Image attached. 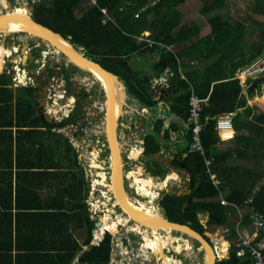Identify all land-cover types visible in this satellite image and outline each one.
I'll return each mask as SVG.
<instances>
[{
  "label": "trees",
  "instance_id": "1",
  "mask_svg": "<svg viewBox=\"0 0 264 264\" xmlns=\"http://www.w3.org/2000/svg\"><path fill=\"white\" fill-rule=\"evenodd\" d=\"M88 1L41 0L34 6L32 17L59 33L73 47H82L85 56L116 74L127 95L147 108L149 119L145 124L148 128L143 137L140 162L154 175L162 176L165 173L162 168L166 167L185 174L189 179L182 189L164 193L159 202L163 215L170 221L188 224L201 234L220 227L231 229L235 217L232 219L233 216L226 212L227 207L220 203L222 196L232 209L247 208L243 222L249 223L250 211H264V185L254 190L264 180V104L260 101L248 104L249 99L260 96L259 86L264 83V76L248 81L245 89L233 77L238 69L250 64L264 51V0H253L249 14L235 19L233 23L224 20L219 13L210 15L221 11L227 0H206L200 9L202 15L209 14L205 23L192 22L189 26L180 27L181 13L177 7L183 0H96L94 5L88 4ZM102 8L106 9V14L101 11ZM248 25L254 28L258 38L257 51H246L240 44ZM145 32L147 36L143 35ZM151 54L153 57L147 65L151 74L145 76L130 59L135 55L150 58ZM202 63L208 64L205 67ZM165 71L171 74L168 88L156 101L151 78L159 77ZM192 95L205 100L200 103L198 117L202 125L200 139L203 153L189 151L191 132L183 128L190 115L189 99ZM8 106L3 103L0 109H7ZM158 106L161 111L155 114ZM80 108V105L76 107L72 117L60 126L83 119L84 112ZM228 113H233V129H246L249 135L234 137L235 151L220 152L215 149L219 141L216 118ZM165 120H168L167 124ZM173 134L178 136L171 142ZM181 140L184 143L179 144ZM172 144L176 145L172 147ZM241 149L251 152L245 156L254 161L253 167H230L231 155L235 153L242 157L243 153L239 154ZM164 154L168 160L162 158ZM209 157H212V163L207 171L205 159ZM100 162L105 163L103 160ZM103 163H99L100 167ZM151 164L157 168L150 169ZM209 172L218 178V185L213 184ZM250 197L252 201L246 204ZM200 213L208 214L206 228L198 219ZM3 214L6 213H0V237L6 236V241L11 244L12 220L9 214ZM3 224L7 225L6 232ZM103 224H108L105 228L111 233L117 229L107 215L101 217ZM92 228L93 224L87 221V242L91 240ZM124 231L134 238L127 228ZM113 241L114 237L105 233L98 245L90 246L80 254L76 264H109ZM16 244L19 247L18 241ZM226 248L227 243L221 247L223 250ZM78 249L77 246L44 257L50 260L57 258L54 264H70ZM17 253L21 254L20 251ZM2 257L9 261L10 249L0 253ZM19 257L23 256H16L21 261ZM217 264L252 262L247 255L238 257L231 246L227 257Z\"/></svg>",
  "mask_w": 264,
  "mask_h": 264
},
{
  "label": "crops",
  "instance_id": "2",
  "mask_svg": "<svg viewBox=\"0 0 264 264\" xmlns=\"http://www.w3.org/2000/svg\"><path fill=\"white\" fill-rule=\"evenodd\" d=\"M25 42L27 41L18 40L11 46L10 52L18 55L17 61L21 58L20 54L25 53L26 50L25 54H30L28 52L32 50L30 46L32 44L23 45ZM6 56L9 57V55ZM13 68L4 67L0 62V81L6 83L0 85V105L3 103L9 105L7 109H0V213H6L3 216L9 214L12 220V243L6 241V236L0 237V253L4 254L6 250L10 249L11 259L8 261V258L2 257L0 264H54L57 258H51V261L44 256L54 255L57 251L63 253L78 246L79 249L70 262V264H76L83 251L88 250L90 246L98 245L101 241L99 240L101 237H99V229L102 228L100 213L94 214L90 207V194L95 191L96 184L93 183L95 180L92 173L90 174L89 162L86 161L87 142L84 133H81L80 138H74V136L77 137V131L83 129L82 124L88 120V117L84 114L83 119H75L70 124L60 126L64 120L71 116V113L56 116L52 115L51 111L49 114L45 110L49 106V104L47 106V102H51L49 96L53 94L52 98H54V91L50 86L52 79L47 81L45 77H53L54 72L45 74V71H41L38 74V69L33 70L36 71L32 73L36 77L34 82L30 79L32 83L16 84L15 81L18 80L15 78L16 75L13 78ZM20 69L27 71L26 67ZM64 91V94L67 93V88ZM262 95L263 98L255 101L260 100L264 103V92ZM76 107L73 106L72 110H75ZM238 134L244 137L249 135L246 129L234 130L233 136L227 139L221 138L217 133L219 141L215 149L220 152L235 151L234 137ZM177 136V134H173L171 142ZM180 143H184V141L181 140ZM175 145L172 144V147ZM241 151L239 154L243 153L242 157H238L235 153L231 155L230 167H253L254 161L245 156L250 151L246 149H241ZM162 158L168 160L166 154ZM259 159L262 161L261 158ZM186 183L178 180V187L172 186L171 189L180 190ZM262 185H264V180H261L254 190L259 189ZM226 207L227 214L233 216L232 219L235 217L231 229L220 227L211 233L215 232L217 243L215 240L214 242L217 245L220 240L227 243V253L228 243H232L240 228L236 226L239 218L237 211L235 208L232 209V206ZM245 211L247 208H241V213L245 214ZM200 214H204L203 216L208 218L207 213ZM236 217L238 218L236 219ZM87 221L93 224L91 240L88 242ZM245 223V229L249 230ZM127 225L126 223L123 226H126L132 233L133 228L131 229ZM130 226L132 225L130 224ZM2 228L5 232L7 231L6 224H3ZM217 229L221 230L220 236L217 234L219 232H216ZM228 230L232 231L234 238L229 237L231 233L226 235L225 232ZM93 237L99 238L94 241ZM115 237L112 242L109 264H121L125 252L126 262L131 257H136L134 254L137 246L132 243L133 238L130 234L123 232V254L122 250H118L121 247L116 245ZM125 238L130 240V244ZM15 239L19 242V247ZM138 250L133 264H145L147 261L143 256L148 255L150 250L146 248L143 251L142 247H139ZM17 251H20L21 254H18ZM17 255L23 256L19 257L21 261L16 258ZM31 255L32 257H29ZM219 259L221 258L219 257Z\"/></svg>",
  "mask_w": 264,
  "mask_h": 264
},
{
  "label": "rangeland",
  "instance_id": "3",
  "mask_svg": "<svg viewBox=\"0 0 264 264\" xmlns=\"http://www.w3.org/2000/svg\"><path fill=\"white\" fill-rule=\"evenodd\" d=\"M205 1L206 0H183V2L177 7V9L181 13L180 24L178 27L189 26L191 25L192 22L205 23L206 19L209 17V14L202 15L200 13V9L202 8V5L204 4ZM252 4H253V0H227L225 7L221 9V11L213 12L210 15L219 13L221 14L224 20L233 23L235 19H240L242 17L247 16L251 11ZM0 5L2 6L0 11L3 12L6 11L7 8H11L13 6L14 7L27 6V8L30 10L32 9L33 3L32 0H0ZM1 33L2 32H0V34ZM143 35L147 36L148 33L145 32L143 33ZM19 38L20 41L22 40L27 41L25 42V44L23 43V45H27L28 43L40 44L38 48H34V50L28 52L30 54H25L27 53V50L25 51V53L23 52L22 54H20L21 62H22L20 64V67L21 68L26 67L29 73L28 78L31 79L32 77H34L35 75L32 74L34 72L33 70H37L38 68L40 69V67H42L40 71H45L46 72L45 74L49 72H54V76L50 77V79H52V81H50V86L55 85V83L56 84L59 83L61 84L62 87H64V90L67 88V93L64 94V98H72L70 107H73L79 103L81 107L80 110L82 109L81 111L84 112V114L88 117V120L84 124H82L84 126L83 129L77 131L76 133L77 137L74 136V138L78 139V137L79 138L81 137V133H84V138L85 141L87 142L86 143L87 148L85 147V149H87L86 161L87 162L92 161L91 163H89V166L91 172L93 173L94 180L97 182L94 196H97L98 198L93 197L94 198L93 202L94 203L96 202L95 204L100 205L97 202L98 199L101 198L100 200L103 201L102 205L100 206V210H101L100 219L102 215L103 216L107 215L108 220L110 222L115 221V219L112 218L114 217L113 212H120V211L117 209V204L115 203L114 199L110 195H108V194H112L111 190H109L110 188L108 185V180H109L108 175L110 174L109 172L110 162L108 160L109 150H108L106 135L104 131L105 126L103 125L105 97L103 90L100 88V84L98 83L97 80L93 79L91 76H89V74L86 71L82 70L81 68H74L72 66L67 65V71H65L63 67L66 66L61 57H58L54 53L48 56L41 54L43 51L46 52L50 51L49 50L50 46H46L39 37H34L31 36L30 34L23 32L5 33L2 36H0V49L1 48L7 49L5 52L8 55H10L9 57H7L6 53L2 52V57L0 58V62H2L4 67L11 68L14 66H18V61H17L18 55L11 53L10 49L12 44L18 41ZM257 42H258V38L255 35L254 28L251 25H248L244 32V39L240 42V44L245 48L246 51L253 52V51H257L256 50ZM179 47L180 46H178L177 48ZM177 48L175 47V49ZM51 51L53 50L51 49ZM257 54L259 55V53ZM151 57H153L152 54L150 58H146V56L142 57L139 55H135L130 59V62L133 64L134 67H139L140 70H142L143 74L146 76L151 74L147 66L151 61ZM39 60L40 63L37 62ZM37 63H39L40 66ZM207 64L202 63V65L205 67L207 66ZM194 65L196 67L199 66L196 63H194ZM31 75L33 76L31 77ZM65 76H67L66 77L67 81L65 80ZM152 79L153 78H151V80ZM259 89L261 91L260 96L249 99L248 100L249 105L250 104L252 105L256 99L263 98L262 92H264V83H262L259 86ZM124 97H125L124 98L125 103L122 106V113L121 115L118 116L116 120L119 142L121 145L122 158H123V176L121 177V183L122 186L124 187V190L127 192V194L132 200L139 199L140 201H145V200L147 201V197L150 196L151 197L150 202L153 201L152 207L154 208L156 214L160 215L162 213V210H160L159 202L163 197L164 193L166 192V190H171L172 186L178 187L177 185L178 180H182V182H185L186 177L182 176L184 174H179L174 170L166 167L162 168L163 170H165V173L162 176H157L152 174L149 171V169L147 170V167L146 165H144V163L140 162L142 156V153L140 154V148L143 143V137L147 133L148 127L145 123L148 122L149 114L146 107L139 104L135 98H133L130 95H127L126 92L124 93ZM64 98L60 101V104L62 105L61 106L62 109L59 108V110L55 112L56 116H60L62 115V113H65V108L68 109V107L66 106L67 103ZM48 104L50 103L47 102V106ZM156 109L157 110L155 114L161 111V108L159 106ZM70 113L71 114L74 113L73 110ZM166 122H168V120H165V123ZM96 155L99 158L98 160H96ZM94 156H95L94 161L97 164L96 168L93 166ZM163 156L165 157V154L162 155V157ZM101 160H103L105 163L100 162ZM99 163L101 164L103 163V167H100ZM91 166H93L94 168H91ZM155 168L157 167L153 166V164L150 165V169H155ZM160 183H164V185H159ZM147 188L148 191L145 192L143 189L147 190ZM152 190L153 191L155 190L157 192L156 193L157 195H155V193L151 194ZM203 215L204 214H199L198 219L200 223H202V225L206 228L207 217H204ZM128 221L127 222L125 221V223H119L115 221L113 223L114 224L117 223L116 225H120L119 227L122 228V231L120 232L121 237L123 235V232H125L124 229L126 228V226L123 225L127 223L128 227H130L131 229L134 228L133 230H131L132 232L131 234L134 236L132 243L135 246H137L136 252L134 254L137 257V252H139L138 250L139 247H142L143 251H145L146 248H148L145 245V239H144L147 230L140 229L138 226L131 223L130 221L129 223ZM130 224L132 226H130ZM116 230L119 231L120 229L117 228ZM117 231H114V233L111 232L110 233L115 234ZM216 232H219L217 233L219 234L218 236L221 235L220 229H217ZM214 233L206 232V231L204 232V234L208 239H210L213 243L215 240V242L217 243L216 240L217 236H215ZM225 233L226 235H228L231 232L228 230V232ZM149 234L151 237L153 236L158 238L161 247L163 249L165 248L163 250L162 255L164 256L168 264H202L203 261L202 257L205 251L201 248L200 244L196 240H194L191 236L182 235L181 232H175L172 230H166V231L149 230ZM116 235H118V233ZM229 237L234 238L233 234H230ZM168 238H170V241ZM171 239L174 240L171 242ZM126 241L130 244L129 239H126ZM168 242L171 243L168 244ZM123 243L121 244V249L120 248L118 249L120 251L122 250V254L124 253ZM225 243L226 242L224 241L223 245H225ZM223 245H218V247L220 246L219 249L221 251H226L221 249ZM229 249L230 247L228 248L227 250L228 252L224 257H227L229 253ZM150 252L151 251H148V255L145 256V260L147 261L145 262V264H159L161 261L159 259V255L157 254L151 255ZM125 253L123 254L124 257L122 256L121 264H133V259L136 257L134 258L131 257L128 260V262H126L127 259L125 258L126 256Z\"/></svg>",
  "mask_w": 264,
  "mask_h": 264
},
{
  "label": "built area",
  "instance_id": "4",
  "mask_svg": "<svg viewBox=\"0 0 264 264\" xmlns=\"http://www.w3.org/2000/svg\"><path fill=\"white\" fill-rule=\"evenodd\" d=\"M38 1L39 0H32V3L35 4ZM95 3H96V0L88 1V4H91V5H94ZM101 11L104 14H106L105 8H102ZM30 13L32 15V9L29 10V14ZM19 41H20V38H19ZM43 43L46 44L45 42ZM39 45L40 44L32 43V45L30 46H31V49L34 50V48H38ZM21 63L22 62L20 58L18 61L19 67ZM170 75H171L170 73L165 71L159 77H154L153 78L154 80L152 79L153 81L151 80V88L154 91L156 101L161 99V96L163 95L162 91L168 88V77ZM262 76H264V51L259 56H257L250 64L238 69L233 78L238 79L239 84L245 89V87L249 85L248 81L260 79V77ZM52 97H53V94L49 96L51 102L48 108L46 109V111L48 113L52 111V115H55V112H57V110H55V105L52 102L53 100ZM203 101L205 100L199 99L195 95H192L190 97L189 99L190 115L188 117L187 122L183 123V128L190 129V132H191V142L189 145L190 146L189 151L191 152L203 153V147H202L201 139H200V132L202 129V125L198 121L200 103ZM72 109L73 107H68L67 113H62V114H69L72 111ZM232 115L233 113H228V114L220 115L216 118L215 129H216V132L219 134V136L223 139L231 138L234 134V130L232 126ZM140 149H141L140 150V154H141L143 153V149H144L143 144ZM211 163H212V157L205 159V165L207 167V171ZM91 173L92 172H90V174ZM209 176L214 185L219 184V180L215 177L214 174L209 172ZM92 177H93V173H92ZM185 177H186L185 182H188L189 180L188 177L187 176ZM93 183L97 185L96 181H94ZM94 193L95 191L90 194L91 196L90 197V207L93 209L94 214H99L101 213V211L98 210L97 207H95V203L93 202V197H97V196H94ZM251 201H252V197H250L246 201V204H250ZM220 203L225 206L230 205L222 196H220ZM235 208H236V211L239 217L236 222V226L240 228V231L237 232V236L232 241V243L231 242L228 243V246H230V243H231V245L235 248V253L238 257L247 255L250 258L252 264H264V211L263 212L262 211H253V212L250 211L251 213L249 215V218H250L249 223H246L249 227V230H246L244 227L245 226L244 222H243L244 214L241 213V208H238V207H235ZM117 226L120 230L117 231L115 234H111L109 230L105 227H103V229H99L100 230L99 237L100 236L101 237L100 238L93 237V240L97 241L98 238L99 240H101L102 236H104L105 233H110L113 237L116 236L115 237L116 245L117 246L120 245L121 247V244L123 243V239L120 235L122 228L119 227L120 225H117ZM117 233L118 235H116ZM145 256L146 255L143 256L144 259H145ZM217 256L219 257L218 253H217Z\"/></svg>",
  "mask_w": 264,
  "mask_h": 264
},
{
  "label": "bare ground",
  "instance_id": "5",
  "mask_svg": "<svg viewBox=\"0 0 264 264\" xmlns=\"http://www.w3.org/2000/svg\"><path fill=\"white\" fill-rule=\"evenodd\" d=\"M1 8H2V6L0 5V10H1ZM5 13H7L8 15H12V16H9L7 20H4V22L0 23V32H4V33L23 32V33L30 34L31 36H34V37H40L41 34H40L39 30L35 29L26 20H23V18L29 17L28 16L29 15V9L27 8V6H19V7H14L13 6L11 8H7L6 11H3V12L0 11V15L5 14ZM53 44H56L58 47L57 46L54 47ZM45 45L46 46H50V49H49L50 51H48V52L43 51L41 53V54H44L45 56H48V55L54 53L58 57H60L59 54L61 52V49H70L71 50L73 48L68 41L62 39L61 37H58L57 35L54 36V40H52L48 44L46 43ZM2 49L3 48L0 49V58L2 57V52L6 53L5 51L7 50V49H3V50ZM51 49L53 51H51ZM6 55H8V54L6 53ZM70 60L71 59H68L67 62L70 61ZM37 62L40 63V60L37 61ZM39 63H37V64L39 65ZM79 67L82 70L86 71L89 74V76H91L93 79L97 80L99 82V84L101 85V88L103 89L104 93L108 94L107 81L96 69H94L93 67H91L89 65H86V64H83V65L79 64ZM39 70H41V69H38V73L39 72L41 73V71H39ZM24 74H26V70L20 69L19 65L18 66H14V68H13V77H15V75H16L15 78H17V80H18L17 83L15 82L16 84L32 83V82L35 81L36 77H32L33 81L31 82L29 79H25ZM52 89L54 91V98H53L52 101H53V104L55 105V110L58 111L59 108H61V106H62L60 104V101L64 98L63 97L64 96V93H63L64 92V87H62L61 84H59V83L58 84L55 83V85L52 86ZM124 93L125 92L122 89V87L114 86V90H113V107H112V123H113L114 127L117 124L116 120H117L118 116L120 115V110L122 111V105L125 103L124 102L125 101L124 98L126 96L124 97ZM64 99L68 103L66 106L70 107L72 99H70V98H64ZM66 112H67V109L65 108V113ZM94 160H95V156H94L93 161ZM108 160H109V158H108ZM91 162L92 161H90L89 163H91ZM96 165L97 164L94 161L93 162V166L95 168H96ZM93 166H91V168H94ZM110 168H111V162H110ZM96 175H97V173H96ZM108 177L110 178V174L108 175ZM108 185H109V188H111L110 180H108ZM159 185H164V183H160ZM109 190H111V189H109ZM117 190H118V193H119V200L124 204V207L129 209L130 212L134 213L140 219H142L144 221H155V220L161 221V219H163L159 214L158 215L156 214L154 208L152 207L153 201L150 202V199H151L150 196L147 197V201L146 200L145 201H140L139 199L138 200L137 199L132 200L129 197L127 192L124 190V187L122 186L120 175H118ZM143 190L145 192H147L148 188H147V190L146 189H143ZM152 193L153 194L155 193V195H157L156 194L157 192L155 190L154 191L152 190L151 194ZM108 195H110L113 198L112 194H108ZM100 199H98V201L96 200L100 205L95 204V207L100 208V206L102 205L103 201H101ZM93 200H94V198H93ZM114 201H115L116 204H118V201L116 199H114ZM113 216L114 217H112V218H114L116 222L125 223V221L127 222L128 219H130L132 215L130 213L124 214V212L123 213L122 212H113ZM115 221H112V222H115ZM107 225L108 224H103L101 229H103V227H106ZM144 229H146V227ZM146 230H147V233L145 234L144 239H145V245L148 247V250L151 251L150 254L151 255H154V254L159 255V259L161 260L159 264H168V262L165 260L164 256L162 255L163 248L161 247L158 238L153 237V236L151 237L150 234H149V230H152V231L153 230H163V231L172 230L173 231L172 227H170L168 225H165V224H163V225L156 224V225L149 226V229H146ZM182 235L189 236L188 234H184V233H182ZM168 239L170 241V238H168ZM173 240L171 239V242ZM171 242H168V244L171 243ZM223 244H224V241L220 240V243L218 245H223ZM218 245L216 244V250L218 252L219 257L222 258L227 253H226V251H221L219 249L220 246L218 247ZM202 258H203L202 264L205 263V261L209 260L208 251L204 253Z\"/></svg>",
  "mask_w": 264,
  "mask_h": 264
},
{
  "label": "water",
  "instance_id": "6",
  "mask_svg": "<svg viewBox=\"0 0 264 264\" xmlns=\"http://www.w3.org/2000/svg\"><path fill=\"white\" fill-rule=\"evenodd\" d=\"M9 16L7 13L0 15V23L4 22V20H7ZM29 17L23 18V20H26L30 25H32L35 29H38L40 32V39L42 42L49 43L52 40H54V36L61 37L64 39L59 33L53 31L52 29L48 28L47 26H44L37 21H35L31 15V13L28 15ZM5 33H1L0 36H2ZM69 38V37H68ZM66 40V39H64ZM68 41V40H66ZM69 42V41H68ZM54 47H56V44H53ZM71 45V44H70ZM72 46V45H71ZM58 47V46H57ZM73 47V46H72ZM61 49V48H60ZM83 48L82 47H73L70 49H61V52L59 56L63 59L65 63V68H67V65L72 66L74 68H80V65L86 64L94 69H96L107 81L108 85V94L104 93L105 97V106H104V115H103V125L105 135H106V142L109 150V161L111 162V168H110V186H111V193L114 199L118 201L117 209L120 212H124V214L130 213L132 216L130 219H128L131 223L138 226L140 229H149V226L156 225V224H165L170 227H172L173 231L175 232H181L184 234H188L191 236L194 240H196L201 248L209 254V260L205 261L203 264H217L219 260L216 259V252L213 248V245L210 240H208L205 236V234H201L190 227L188 224H182L179 222L170 221L167 219L163 213H161V216L163 219L161 221H144L137 217L134 213L130 212L129 209L124 207V204L119 200V193L117 190V183H118V175L120 177L123 176V158H122V149L119 142V136H118V130L117 125L115 127L112 123V107H113V90L114 86L122 87V89L125 92L124 85L121 80H119L118 76L108 70H106L104 67H102L97 62L93 61L91 58L85 56L82 53ZM68 59H71L67 62ZM76 63V64H75ZM45 80L50 81V78L47 76L45 77ZM99 83V82H98ZM101 88V85H100ZM102 89V88H101ZM103 90V89H102ZM104 92V91H103ZM164 93V90L162 91ZM123 106V105H122ZM122 111L120 110V115ZM161 210V208H160ZM95 225L97 226L98 223L96 222Z\"/></svg>",
  "mask_w": 264,
  "mask_h": 264
},
{
  "label": "flooded vegetation",
  "instance_id": "7",
  "mask_svg": "<svg viewBox=\"0 0 264 264\" xmlns=\"http://www.w3.org/2000/svg\"><path fill=\"white\" fill-rule=\"evenodd\" d=\"M40 1H41V0H39L38 2H40ZM38 2H36L35 4L32 5V12H33L34 6H35ZM38 69H39V68H38ZM63 69H64L65 71H67V69H65V67H63ZM39 71H40V70H39ZM34 72H35V71H34ZM27 73H28V72H27ZM39 73H40V72H39ZM39 73H38V74H39ZM28 74H29V73H28ZM32 76H33V75H31V77H32ZM66 77H67V76H66ZM25 78L30 80V78H28L27 75H25ZM31 79H32V78H31ZM78 104H79V103H78ZM78 104H77V105H78ZM75 107H76V105H75ZM102 217H103V215H102ZM110 223H113V222L111 221ZM231 246H232V245H231ZM231 246H229V247L231 248ZM164 249H165V248H164ZM164 249H163V250H164ZM216 259H217V258H216ZM221 259H223V257H222ZM221 259L218 258L217 260H221Z\"/></svg>",
  "mask_w": 264,
  "mask_h": 264
},
{
  "label": "clouds",
  "instance_id": "8",
  "mask_svg": "<svg viewBox=\"0 0 264 264\" xmlns=\"http://www.w3.org/2000/svg\"><path fill=\"white\" fill-rule=\"evenodd\" d=\"M235 76V75H234ZM238 80V79H237ZM263 86V85H262ZM234 130V129H233ZM211 241V240H210ZM211 243H212V245H213V248L215 249V247H216V244H214L212 241H211ZM215 252H216V258H219L218 256H217V250L215 249ZM220 261V260H219Z\"/></svg>",
  "mask_w": 264,
  "mask_h": 264
}]
</instances>
